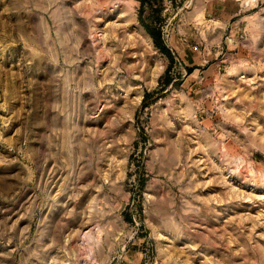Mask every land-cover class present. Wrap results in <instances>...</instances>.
Here are the masks:
<instances>
[{
  "label": "rangeland",
  "instance_id": "obj_1",
  "mask_svg": "<svg viewBox=\"0 0 264 264\" xmlns=\"http://www.w3.org/2000/svg\"><path fill=\"white\" fill-rule=\"evenodd\" d=\"M0 264H264V0H0Z\"/></svg>",
  "mask_w": 264,
  "mask_h": 264
}]
</instances>
